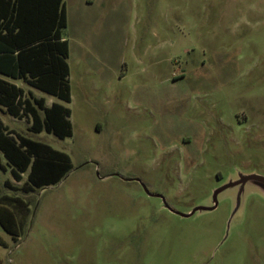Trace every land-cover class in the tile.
I'll use <instances>...</instances> for the list:
<instances>
[{"label":"rangeland","instance_id":"obj_1","mask_svg":"<svg viewBox=\"0 0 264 264\" xmlns=\"http://www.w3.org/2000/svg\"><path fill=\"white\" fill-rule=\"evenodd\" d=\"M72 101L57 185L26 194L0 153V192L31 204L4 264H264V0H65ZM209 210V208H213ZM199 208V209H198ZM198 209L192 216L190 214Z\"/></svg>","mask_w":264,"mask_h":264},{"label":"trees","instance_id":"obj_2","mask_svg":"<svg viewBox=\"0 0 264 264\" xmlns=\"http://www.w3.org/2000/svg\"><path fill=\"white\" fill-rule=\"evenodd\" d=\"M67 27L65 0H0V109L29 119L31 133L46 132L62 140L73 135L71 110L57 102L47 106L45 98L27 93L15 81L71 103L70 48L63 37ZM0 153L17 182L27 174L21 188L6 185L26 194L57 185L74 168L67 153L9 129L1 117ZM31 215L28 201L0 192V225L15 242Z\"/></svg>","mask_w":264,"mask_h":264},{"label":"water","instance_id":"obj_3","mask_svg":"<svg viewBox=\"0 0 264 264\" xmlns=\"http://www.w3.org/2000/svg\"><path fill=\"white\" fill-rule=\"evenodd\" d=\"M251 180H258V181H261V182L264 183V177H262V176H260V175H250V176H245V177H243L241 180H239V181H237V182H234V183H230V184L224 186L223 188L219 189V190L216 192V194H215V200H217V196H218V194H219L221 191H223V190H225V189H227V188L233 187V186H237V185L245 184V183H247L248 181H251ZM198 209H199V208H198ZM198 209L194 210V211H193L192 213H190V214H185V215H182V216H184V217H190V216H192V215H193ZM213 209H215V207H213V208H209V210H213Z\"/></svg>","mask_w":264,"mask_h":264},{"label":"crops","instance_id":"obj_4","mask_svg":"<svg viewBox=\"0 0 264 264\" xmlns=\"http://www.w3.org/2000/svg\"><path fill=\"white\" fill-rule=\"evenodd\" d=\"M15 83L17 84V81H15ZM18 85V84H17ZM18 86H20V85H18ZM2 119V118H1ZM4 122V121H3Z\"/></svg>","mask_w":264,"mask_h":264}]
</instances>
